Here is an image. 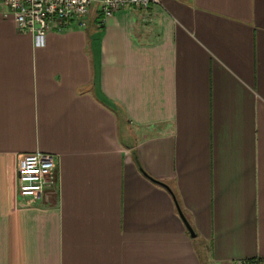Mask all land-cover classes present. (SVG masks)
Returning <instances> with one entry per match:
<instances>
[{
  "label": "crops",
  "instance_id": "1",
  "mask_svg": "<svg viewBox=\"0 0 264 264\" xmlns=\"http://www.w3.org/2000/svg\"><path fill=\"white\" fill-rule=\"evenodd\" d=\"M34 152L57 189L27 204ZM242 263L264 264V0L92 12L41 47L0 8V264Z\"/></svg>",
  "mask_w": 264,
  "mask_h": 264
},
{
  "label": "built area",
  "instance_id": "2",
  "mask_svg": "<svg viewBox=\"0 0 264 264\" xmlns=\"http://www.w3.org/2000/svg\"><path fill=\"white\" fill-rule=\"evenodd\" d=\"M160 0H0L3 17H11L21 33L32 36L34 45H44L47 32H62L71 24L84 27L92 12L100 21L127 7L148 11ZM18 196L27 204L40 201L57 189L56 162L52 155L34 152L17 162Z\"/></svg>",
  "mask_w": 264,
  "mask_h": 264
},
{
  "label": "water",
  "instance_id": "3",
  "mask_svg": "<svg viewBox=\"0 0 264 264\" xmlns=\"http://www.w3.org/2000/svg\"><path fill=\"white\" fill-rule=\"evenodd\" d=\"M145 175V174H144ZM146 176V175H145ZM147 177V176H146ZM150 181H152L153 183L163 187L164 189H166L169 193H171V190L169 189V187H167L165 184L159 182V181H156L154 179H151L149 177H147ZM176 208H177V212H178V215H179V218L181 219L182 223L184 224L185 226V229L187 231V233L189 234V236L191 238H194L195 237V233L194 231L192 230L190 224L188 223V221L186 220V218L184 217L183 213L181 212V210L179 209L178 205L176 204Z\"/></svg>",
  "mask_w": 264,
  "mask_h": 264
},
{
  "label": "trees",
  "instance_id": "4",
  "mask_svg": "<svg viewBox=\"0 0 264 264\" xmlns=\"http://www.w3.org/2000/svg\"><path fill=\"white\" fill-rule=\"evenodd\" d=\"M95 13H96V12H95ZM98 17H99V15H98ZM99 18H100V17H99ZM174 200H175V198H174ZM175 203H177L176 200H175Z\"/></svg>",
  "mask_w": 264,
  "mask_h": 264
},
{
  "label": "rangeland",
  "instance_id": "5",
  "mask_svg": "<svg viewBox=\"0 0 264 264\" xmlns=\"http://www.w3.org/2000/svg\"><path fill=\"white\" fill-rule=\"evenodd\" d=\"M242 264H247V263H242Z\"/></svg>",
  "mask_w": 264,
  "mask_h": 264
}]
</instances>
